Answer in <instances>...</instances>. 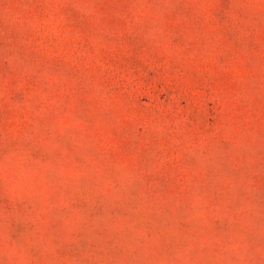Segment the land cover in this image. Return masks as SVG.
Instances as JSON below:
<instances>
[{
    "label": "rangeland",
    "instance_id": "374dc122",
    "mask_svg": "<svg viewBox=\"0 0 264 264\" xmlns=\"http://www.w3.org/2000/svg\"><path fill=\"white\" fill-rule=\"evenodd\" d=\"M0 264H264V0H0Z\"/></svg>",
    "mask_w": 264,
    "mask_h": 264
}]
</instances>
